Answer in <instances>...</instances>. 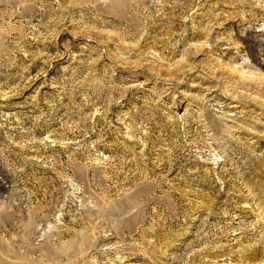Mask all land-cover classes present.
<instances>
[{"label":"rangeland","instance_id":"obj_1","mask_svg":"<svg viewBox=\"0 0 264 264\" xmlns=\"http://www.w3.org/2000/svg\"><path fill=\"white\" fill-rule=\"evenodd\" d=\"M0 264H264V0H0Z\"/></svg>","mask_w":264,"mask_h":264},{"label":"bare ground","instance_id":"obj_2","mask_svg":"<svg viewBox=\"0 0 264 264\" xmlns=\"http://www.w3.org/2000/svg\"><path fill=\"white\" fill-rule=\"evenodd\" d=\"M199 4H200V3H199ZM43 14H44V13H43ZM43 14H42V15H43ZM17 15H18V14H17ZM140 15H141V14H140ZM156 22H157V21H156ZM147 40H148V39H147ZM144 42H145V41H144ZM46 256H47V255H46Z\"/></svg>","mask_w":264,"mask_h":264}]
</instances>
